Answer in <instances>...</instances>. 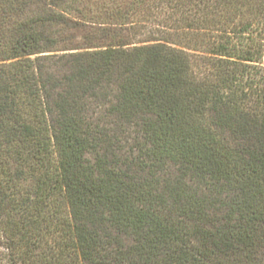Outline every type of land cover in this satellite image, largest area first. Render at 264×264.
Returning <instances> with one entry per match:
<instances>
[{"label":"trees","instance_id":"trees-1","mask_svg":"<svg viewBox=\"0 0 264 264\" xmlns=\"http://www.w3.org/2000/svg\"><path fill=\"white\" fill-rule=\"evenodd\" d=\"M264 0H0V264H264Z\"/></svg>","mask_w":264,"mask_h":264},{"label":"rangeland","instance_id":"rangeland-1","mask_svg":"<svg viewBox=\"0 0 264 264\" xmlns=\"http://www.w3.org/2000/svg\"><path fill=\"white\" fill-rule=\"evenodd\" d=\"M263 65H264V60H263Z\"/></svg>","mask_w":264,"mask_h":264}]
</instances>
